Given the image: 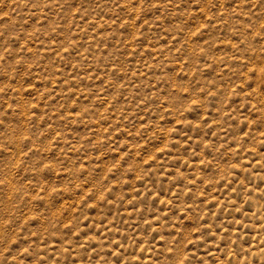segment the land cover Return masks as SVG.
Returning a JSON list of instances; mask_svg holds the SVG:
<instances>
[{
  "label": "rangeland",
  "instance_id": "rangeland-1",
  "mask_svg": "<svg viewBox=\"0 0 264 264\" xmlns=\"http://www.w3.org/2000/svg\"><path fill=\"white\" fill-rule=\"evenodd\" d=\"M0 264H264V0H0Z\"/></svg>",
  "mask_w": 264,
  "mask_h": 264
}]
</instances>
